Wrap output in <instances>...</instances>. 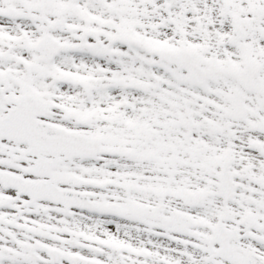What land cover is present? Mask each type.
I'll return each instance as SVG.
<instances>
[{"label": "snow or ice", "instance_id": "snow-or-ice-1", "mask_svg": "<svg viewBox=\"0 0 264 264\" xmlns=\"http://www.w3.org/2000/svg\"><path fill=\"white\" fill-rule=\"evenodd\" d=\"M0 264H264V0H0Z\"/></svg>", "mask_w": 264, "mask_h": 264}]
</instances>
